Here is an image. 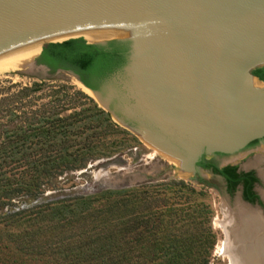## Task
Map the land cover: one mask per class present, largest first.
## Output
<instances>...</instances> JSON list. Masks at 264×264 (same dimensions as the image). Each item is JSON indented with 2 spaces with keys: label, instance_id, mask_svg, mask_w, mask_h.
Segmentation results:
<instances>
[{
  "label": "trees",
  "instance_id": "trees-1",
  "mask_svg": "<svg viewBox=\"0 0 264 264\" xmlns=\"http://www.w3.org/2000/svg\"><path fill=\"white\" fill-rule=\"evenodd\" d=\"M130 47L128 40L68 39L43 46L36 63L51 74L70 71L104 94L128 64ZM252 74L264 82V67ZM116 130L81 91L0 78V264H210L212 211L203 190L184 181L36 203L57 190V178L109 154L105 138ZM197 166L221 175L231 192L242 181L244 198H256V179L237 174V165L217 168L201 158Z\"/></svg>",
  "mask_w": 264,
  "mask_h": 264
},
{
  "label": "water",
  "instance_id": "water-1",
  "mask_svg": "<svg viewBox=\"0 0 264 264\" xmlns=\"http://www.w3.org/2000/svg\"><path fill=\"white\" fill-rule=\"evenodd\" d=\"M107 29L126 32L112 40L131 47L105 93L89 89L103 109L178 161L188 181L212 176L197 166L203 155L259 168L262 143L252 154L244 149L264 138V82L252 74L264 67V0H0V78L34 58L25 73L50 77L36 63L43 46ZM151 137H163L177 152ZM237 200L250 206L239 194Z\"/></svg>",
  "mask_w": 264,
  "mask_h": 264
},
{
  "label": "rangeland",
  "instance_id": "rangeland-1",
  "mask_svg": "<svg viewBox=\"0 0 264 264\" xmlns=\"http://www.w3.org/2000/svg\"><path fill=\"white\" fill-rule=\"evenodd\" d=\"M122 35L124 34L116 35L109 38V40ZM26 69H18L10 77L12 82L29 85L33 81L45 80L54 84L65 85L73 91L83 92L92 98L100 109L108 113L97 103L91 93L84 91L78 85L77 79L69 72L58 71L52 73L50 77H45L42 72L29 75L25 73ZM111 86L117 88V84L114 81L111 82ZM110 118L117 125V130L105 138L108 144L111 143V147L109 148L111 152L88 162L85 168L65 173L57 178L59 182L57 190H47L36 203L51 202L65 197L90 195L106 189H121L142 184L184 181L194 186L197 190H203L205 193L204 200L212 211L210 226L215 237V243L209 255L210 264H230L228 258L218 252V246L223 241L224 235L217 226L216 221L223 218V208L226 206L233 209L237 204L245 205L237 200V193L231 196L227 195L222 181L204 172L201 173V179L209 183V186L188 181L185 179L186 172L178 173V167L180 166L171 163L165 153H161L151 145L144 143L138 135L121 125L111 115ZM206 157L209 158L211 155H206ZM218 165L237 164L228 156L222 155L219 157ZM240 169L244 170L241 167ZM256 189L262 196L264 186L260 185ZM250 208L258 212L260 211L261 214H259L264 219V209L258 206H251ZM35 264L40 263L36 262Z\"/></svg>",
  "mask_w": 264,
  "mask_h": 264
},
{
  "label": "bare ground",
  "instance_id": "bare-ground-1",
  "mask_svg": "<svg viewBox=\"0 0 264 264\" xmlns=\"http://www.w3.org/2000/svg\"><path fill=\"white\" fill-rule=\"evenodd\" d=\"M120 34L124 35L115 38L126 36V32L123 31L99 30L92 32V38L85 40L94 43L109 40ZM33 60L20 69H26ZM77 83L84 91L92 94L81 83L78 81ZM151 139L169 153L177 152L163 137H151ZM167 158L171 163L179 165L178 161L170 156L167 155ZM182 167L185 169V164ZM185 175V178L188 177V172ZM260 175L264 180V171ZM262 197L264 200V192ZM216 222L224 235L223 241L218 246V252L227 257L230 264H264V219L258 211L241 204H237L233 209L226 206L223 208V218Z\"/></svg>",
  "mask_w": 264,
  "mask_h": 264
},
{
  "label": "flooded vegetation",
  "instance_id": "flooded-vegetation-1",
  "mask_svg": "<svg viewBox=\"0 0 264 264\" xmlns=\"http://www.w3.org/2000/svg\"><path fill=\"white\" fill-rule=\"evenodd\" d=\"M38 65H41V64H38ZM44 66V65H43ZM46 67V66H45ZM48 68V67H47ZM65 71V70H61V69H57L56 71ZM48 71H49V68H48ZM55 71V72H56ZM67 72H70V71H67ZM50 73V71H49ZM118 75V73H116L114 75V77H116ZM262 143L263 145V151H264V138L263 139H260V140H257V141H254L252 142L251 144H249L244 150H249V153L252 154V151L257 148L259 146V144ZM222 156L221 154H213L211 155V157L207 158L206 155H203L201 158L203 159V161H211L217 168H223L225 166H222L220 167V165H218V162H219V157ZM200 158V159H201ZM227 166V165H226ZM264 158H262V163L259 165V168L257 167H254V168H251V169H248V170H242L240 169L239 166H237V170L235 171L237 174L241 175V174H246V173H250L251 174V178H255L256 181L255 182H252L251 184V192L254 196H256V198H254L252 201H249V200H246L243 196V191H244V186H243V182H239L236 186H235V189L233 192H231L228 188V185H227V182L226 180L219 174H215L213 173V171L211 170V168H208V169H203L201 167L198 166V168H201L203 169L204 171L208 172V173H211L212 174V177L213 178H218L217 175L219 176L218 179H220L223 183V186H224V189H225V192L227 195L231 196V195H234V194H239L240 195V198L243 202L249 204L250 206H258L262 209H264V200L260 194V192H258V190L256 189L258 186L260 185H263L264 186V182L262 180V177L259 173V169H264ZM196 177L197 179L200 178L198 176V174H196Z\"/></svg>",
  "mask_w": 264,
  "mask_h": 264
}]
</instances>
